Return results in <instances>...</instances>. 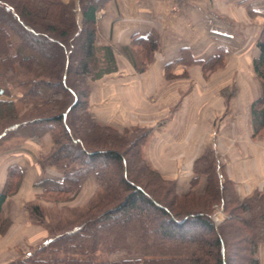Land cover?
Here are the masks:
<instances>
[{
    "label": "trees",
    "instance_id": "1",
    "mask_svg": "<svg viewBox=\"0 0 264 264\" xmlns=\"http://www.w3.org/2000/svg\"><path fill=\"white\" fill-rule=\"evenodd\" d=\"M109 1L79 0L78 21L72 6L61 0H0V95L9 96L2 83H15L29 103L19 115L12 100L0 99V140L25 127L50 135L51 149L39 164L59 168L62 179L44 180L39 186L41 195L52 196L53 202L73 198L90 176L97 188L77 216L61 222L45 221L43 207L25 204L32 222L46 226L47 236L31 254L7 264H260L256 254L264 243L263 191L239 199L232 183L219 175L222 167L216 154L206 150L193 163L189 181L194 187L205 176L204 193L180 194L175 182L163 179L142 158V147L155 127L119 132L91 118L88 81L113 69L112 50L97 46L96 15ZM47 45L54 53L43 56ZM256 46L259 56L251 69L261 95L250 106L254 136L264 129V22ZM158 48V35L149 32L133 37L118 52L136 72H143ZM179 55L176 63L200 65L203 71L216 68L224 57L220 51L198 62L185 48ZM102 63L105 68H100ZM81 131L89 139L81 137ZM128 138L133 141L131 160L120 150V142L127 144ZM128 165L141 169L156 185L169 186L177 203L170 209L163 206L154 195L158 189L152 195L137 185ZM21 177L17 167L7 169L0 192V233L9 226L2 205L16 193ZM216 203L225 215L218 224L211 216ZM234 234L246 248L231 257L226 239ZM120 255L124 258L109 259Z\"/></svg>",
    "mask_w": 264,
    "mask_h": 264
},
{
    "label": "crops",
    "instance_id": "2",
    "mask_svg": "<svg viewBox=\"0 0 264 264\" xmlns=\"http://www.w3.org/2000/svg\"><path fill=\"white\" fill-rule=\"evenodd\" d=\"M96 22L97 46L112 50L113 69L89 82L91 118L117 131L155 126L142 156L181 193H204L205 176L194 187L189 181L193 163L206 150L216 154L219 175L232 183L239 199L264 192V137L254 138L250 113L261 95L251 64L259 56L256 42L264 0H110ZM149 32L158 35L159 48L146 70L136 72L118 48ZM184 48L198 62L222 51L225 66L205 79L200 65L175 62ZM1 87L9 96L0 99L12 100L19 115L29 107L14 84ZM226 94L229 99H224ZM51 146L50 135L34 127L0 140V192L9 167H17L22 175L17 192L2 205V217L10 226L0 236V264L29 254L46 237L42 227L31 223L24 206L39 199L40 182L62 179L59 168L39 164ZM94 191L90 176L75 199L87 202ZM257 259L264 264V243L257 248Z\"/></svg>",
    "mask_w": 264,
    "mask_h": 264
},
{
    "label": "rangeland",
    "instance_id": "3",
    "mask_svg": "<svg viewBox=\"0 0 264 264\" xmlns=\"http://www.w3.org/2000/svg\"><path fill=\"white\" fill-rule=\"evenodd\" d=\"M62 1V0H61ZM63 2V1H62ZM78 2H79V0H68L67 1V3H65V4H70L71 6H72V12L74 13V15H75V18L79 21L80 20V10H79V6H78ZM172 3L173 2H175V1H171ZM64 3V2H63ZM173 9H176V6H173ZM96 25H97V22H96ZM97 29V28H96ZM98 34V33H97ZM54 51V49H53V47H50L49 45H47V46H45V47H43L42 48V52L44 53L43 54V56L44 55H50L51 53H54L53 52ZM121 54V53H120ZM122 55V54H121ZM123 57H124V55H122ZM125 58V57H124ZM127 60V59H126ZM128 61V60H127ZM129 62V61H128ZM130 63V62H129ZM131 65V64H130ZM100 66V68H105V65L102 63V64H100L99 65ZM132 66V65H131ZM224 66H225V64H224V62L222 61V63H220L219 65H217V67L216 68H214V69H209V70H207V71H203V69H202V72H203V76H204V78L205 79H208V76L210 75L209 73H214V72H216V71H219V70H221V69H223L224 68ZM134 69V68H133ZM146 70V69H145ZM207 74H209L208 76H207ZM253 75H254V73H253ZM255 79H256V77H255ZM257 80V79H256ZM258 81V80H257ZM89 82L90 81H88V87H89V95H90V86H89ZM259 82V81H258ZM12 84H14L15 85V83H12ZM77 89L78 90H80L81 89V87H77ZM223 97H224V99H229V95L228 94H226V95H223ZM88 112H89V96H88ZM155 127V126H154ZM153 127V128H154ZM142 128H150V127H142ZM88 129V128H87ZM132 129H135V128H132ZM132 129H127V130H132ZM156 129V127L153 129V131ZM90 131V130H89ZM117 131V130H116ZM123 131V130H122ZM152 131V132H153ZM120 132V131H119ZM151 132V133H152ZM81 133H82V135H81V137H83V138H85V139H89L88 137L89 136H86V134H84V132L83 131H81ZM86 133H88L87 135H89V134H91V132H86ZM150 133V134H151ZM84 134V135H83ZM149 134V135H150ZM97 135L98 136H100L101 137V134L99 133V132H97ZM149 137V136H148ZM256 137H264V129H261V130H259V132L257 133V136ZM254 138H255V136H254ZM148 139V138H147ZM147 141V140H146ZM109 142V141H108ZM127 144H125L124 142H120V145H121V147H120V150L121 151H123V154L125 155V157H126V159L127 160H131L132 158H133V149H132V145H131V142H133L132 141V138H128L127 139ZM145 144H146V142H145ZM144 144V145H145ZM144 145H143V147H144ZM143 147H142V149H143ZM141 152H142V150H141ZM142 154V153H141ZM142 158H143V156H142ZM144 159V158H143ZM145 160V159H144ZM147 163V162H146ZM128 169H129V171H130V173H132V175L134 176V178H136V179H134V182L137 184V185H139V186H141L142 188H145V190H147L148 192H150V194H152L153 192H155V190L156 189H158V192L156 193V194H154V195H157V198H156V196H154L156 199H158V200H160V202H161V204L163 205V206H165L166 208H168V209H170V208H172L171 206H172V204H176L177 203V201H172V195H171V193H170V191H168L169 189L168 188H170L169 186H168V188H167V186L166 185H156L157 183H155L156 182V180H154L153 178H150L149 177V175L148 174H146L145 172H142L141 173V169H139V168H137V169H134V167H131L130 165H128ZM148 177H146V176ZM20 183H21V181H20ZM20 185V184H19ZM176 188H177V186H176ZM168 189V190H167ZM80 190V189H79ZM79 190H78V192H79ZM96 191H97V188H96V184H95V191H94V194L96 193ZM17 192V191H16ZM78 192L73 196V198H71V199H67V200H62V201H56V202H53V198H51L52 196H50V197H48L47 195H45V196H40L39 197V199L37 200H31V201H29V202H27V203H33V202H35V203H37L38 205H40L41 207H43L44 208V212H45V215H46V219H45V221H48V220H52V222H61V221H65L66 219H69V218H73L74 216H77L78 215V213H79V211L84 207V205L89 201V199L94 195V194H92V196L87 200V202H81V197L79 198V197H77V199H75L76 198V196H77V194H78ZM152 192V193H151ZM177 192L178 193H180L181 194V192L177 189ZM153 195V194H152ZM80 196V195H79ZM26 203V204H27ZM40 203H42V204H40ZM46 203V204H45ZM25 207V210H26V206H24ZM213 208H212V214H211V216H212V219L214 220V222H215V224H218V223H220L222 220H223V218L225 217V215L223 214V212H222V208H221V205H219V204H215V205H213L212 206ZM26 212H27V214H28V217H29V219H30V221H31V223L32 224H35V225H37V226H40V227H42L43 229H44V231L46 232V236H47V229H46V226L45 225H43V224H38V223H35V222H32V220H31V218H30V215H29V213H28V211L26 210ZM10 226V225H9ZM9 226H8V228L6 229V231L5 232H3V233H0V236H4L6 233H7V231H8V229H9ZM191 232L192 231H190L189 230V233H188V235L189 234H191ZM239 237L240 236H236L235 234L234 235H232L231 236V238H228V239H226V242L228 243V245H227V251H228V253L230 254V256L231 257H233L235 254H240V253H242V251L244 250V248H246L245 246H243L240 242V239H239ZM46 238V237H45ZM41 243V242H40ZM40 243H38V244H36L34 247H32V249L30 250V252H29V254H31L32 253V251L36 248V246L37 245H39ZM28 254V255H29ZM24 256H27V254L26 255H24ZM21 257H23V255L22 256H19V258H21ZM98 258L99 259H104V257H102V256H99V254H98ZM120 258H124V256H113V257H109V259L111 260V259H120ZM256 258H257V254H256ZM16 259H18V257L16 258ZM16 259H14V260H16ZM241 261V260H240ZM239 264H244V262H238ZM234 264V263H233Z\"/></svg>",
    "mask_w": 264,
    "mask_h": 264
},
{
    "label": "built area",
    "instance_id": "4",
    "mask_svg": "<svg viewBox=\"0 0 264 264\" xmlns=\"http://www.w3.org/2000/svg\"><path fill=\"white\" fill-rule=\"evenodd\" d=\"M171 1H176V0H171Z\"/></svg>",
    "mask_w": 264,
    "mask_h": 264
}]
</instances>
